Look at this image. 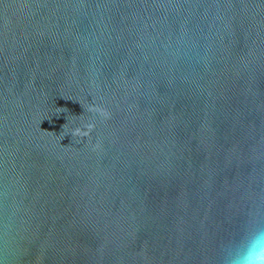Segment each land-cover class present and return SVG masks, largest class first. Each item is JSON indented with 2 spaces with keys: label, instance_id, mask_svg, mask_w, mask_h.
<instances>
[{
  "label": "water",
  "instance_id": "obj_1",
  "mask_svg": "<svg viewBox=\"0 0 264 264\" xmlns=\"http://www.w3.org/2000/svg\"><path fill=\"white\" fill-rule=\"evenodd\" d=\"M264 227V0H0V264H224Z\"/></svg>",
  "mask_w": 264,
  "mask_h": 264
},
{
  "label": "clouds",
  "instance_id": "obj_2",
  "mask_svg": "<svg viewBox=\"0 0 264 264\" xmlns=\"http://www.w3.org/2000/svg\"><path fill=\"white\" fill-rule=\"evenodd\" d=\"M224 264H264V227H254L243 240L225 248Z\"/></svg>",
  "mask_w": 264,
  "mask_h": 264
}]
</instances>
